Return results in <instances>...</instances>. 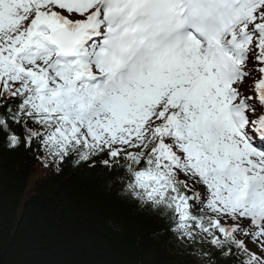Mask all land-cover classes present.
<instances>
[{
  "label": "snow or ice",
  "instance_id": "6c2138e0",
  "mask_svg": "<svg viewBox=\"0 0 264 264\" xmlns=\"http://www.w3.org/2000/svg\"><path fill=\"white\" fill-rule=\"evenodd\" d=\"M0 145L102 167L197 264H264V0H0Z\"/></svg>",
  "mask_w": 264,
  "mask_h": 264
},
{
  "label": "trees",
  "instance_id": "16d2710c",
  "mask_svg": "<svg viewBox=\"0 0 264 264\" xmlns=\"http://www.w3.org/2000/svg\"><path fill=\"white\" fill-rule=\"evenodd\" d=\"M43 158L35 145H0V264H197L155 215L107 185L102 167Z\"/></svg>",
  "mask_w": 264,
  "mask_h": 264
}]
</instances>
